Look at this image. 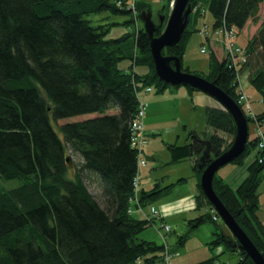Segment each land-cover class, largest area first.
Instances as JSON below:
<instances>
[{
	"label": "trees",
	"instance_id": "1",
	"mask_svg": "<svg viewBox=\"0 0 264 264\" xmlns=\"http://www.w3.org/2000/svg\"><path fill=\"white\" fill-rule=\"evenodd\" d=\"M262 2L190 0L191 8H196L187 25L192 22L193 29L186 25L180 40L162 53L178 57L187 71L182 66L186 39L199 31L195 25L204 12L213 18L212 29L225 25L235 30L237 38L248 20L258 21ZM135 8L136 14L108 0H0V178L20 180L11 188L0 185V264H166L165 257L172 253L166 244L171 230L165 229L166 222L159 227L162 244L138 237L159 213L153 215L151 205L149 214L136 218L131 204L142 210L168 194L175 183L139 188L142 149L131 145L130 129L140 88L153 86L163 92L171 85L155 72L143 28L135 34L136 53L126 56L118 46L124 37L107 39L103 25H91L84 17L110 9L138 18L149 6L141 0ZM160 28L157 24L154 35L160 34ZM242 49L244 61L235 67L211 52L205 75L238 103V73L246 72L260 95L262 107L256 112L246 110L245 102L238 103L248 123H254L256 134H248L244 150L231 161L234 165H242L257 148L259 129L264 136V19ZM185 87L190 93L199 91ZM205 114L212 132L201 137L191 130L189 142L166 143L170 162L195 157V209L208 204L212 212L189 222L197 227L213 221L211 248L223 244L238 251L243 264H254L237 250L236 239L220 229L217 214L200 187L198 163L204 149L200 139L210 140L213 158L231 144L225 135H234L233 120L224 108L206 107ZM72 154L80 162L70 173ZM263 156L264 149H257L237 186L215 174L213 189L264 254V223L258 214V186L264 179V158H258ZM88 172L98 178L100 201L85 181ZM184 238L179 237L180 245ZM214 257L198 264H209Z\"/></svg>",
	"mask_w": 264,
	"mask_h": 264
},
{
	"label": "rangeland",
	"instance_id": "2",
	"mask_svg": "<svg viewBox=\"0 0 264 264\" xmlns=\"http://www.w3.org/2000/svg\"><path fill=\"white\" fill-rule=\"evenodd\" d=\"M108 1L109 3H116V0ZM145 2L151 10L152 19L155 24L158 23L160 25L158 19L161 13L165 15L166 18L164 23L160 25L162 32L165 28L167 17L173 8L170 5L171 0H145ZM195 8L196 7L192 9V13L195 11ZM260 15L264 17V2L262 3ZM133 16L136 19H134ZM84 17L89 20L91 25H103L106 28L105 37L107 39L124 37V39L118 43L123 55L132 56L136 53L135 34L138 28H143L144 25L140 16L137 18L136 15H132L130 12H113L110 9H101L85 13ZM212 23L213 18L210 13L204 12V16L201 17L195 25V27L199 28V31H192L186 39L185 50L182 57V66L187 68V71L198 74L204 78H206L205 75L209 70L208 61L211 52H214L218 60L225 59L223 44L216 39L215 29L211 28ZM187 29H193L192 22L187 25ZM203 29H206L208 36L203 37L201 31ZM256 30L257 29L250 25L247 30L240 31L237 38H235V44L242 48L245 41L251 38ZM204 45L206 47V52H201L200 49ZM244 54L243 52V55ZM128 62L129 60L127 59L125 63ZM138 70L141 73L143 72L141 68H138ZM238 75H240L239 87L247 97L243 100L245 106L247 107L249 104V107L252 108L249 109L250 113H252L251 110L254 112L260 110L262 107L260 95L249 83L247 73L240 72ZM139 96L146 105L144 115L146 143L142 148V157L145 160V164L139 167V188L148 190L153 187L156 182L162 186L169 183H175V185L168 194L163 195L162 198L151 204L143 206L142 210H138L137 206L132 203V215L136 218L145 217L146 212L149 214L151 205L158 208L161 203L180 198V194L182 193L192 194V196H194L195 193L197 194L198 175L196 176L195 171L192 169L195 157L191 156L175 163L170 162V155L166 148V143H177L181 145L189 142L191 140L189 131L191 130H195L201 137L204 132H212L206 125L205 104L200 105V102L195 100V98H198V101H201L202 98L203 100L204 98L211 100L212 97L201 91H195L194 96L190 97L187 88L183 85L167 87L163 92H157L155 87L152 86V90L149 92H145L143 87L140 88ZM217 105L221 107L219 103H217ZM82 116L83 115H80L78 117ZM248 128L249 137L255 136V125L252 121H249ZM225 137L228 142H232L233 135H225ZM70 159L69 170L70 173H73L79 167L80 158L78 155L72 154ZM235 166L236 165L229 162L220 167L216 171V175L222 176L227 180V174ZM85 176V181L89 190L100 201L98 178L91 172H88ZM180 178L184 179L179 181ZM19 183V179L5 180L0 178V185L4 189L15 187ZM258 192V214L264 223V179L258 186ZM176 204L177 203L174 205ZM208 212L212 215L208 204L198 209H192L191 211H187L186 209L184 212L175 210L174 206L172 212L164 221L156 217L155 223L143 230L138 237L162 244L163 238L159 231H163V229L159 227H161L162 222H166L171 228V230L166 233V244L172 252L166 264H198L213 256H215V260L209 264H239L240 255L238 251H231L223 244L211 248L210 241L213 238V230H216L213 221L206 220L197 227H193V224L190 225L189 219H193L200 214ZM149 216L152 217V215ZM217 223L223 233L233 236L218 214ZM181 236L185 237L183 245L178 243L179 237Z\"/></svg>",
	"mask_w": 264,
	"mask_h": 264
},
{
	"label": "water",
	"instance_id": "3",
	"mask_svg": "<svg viewBox=\"0 0 264 264\" xmlns=\"http://www.w3.org/2000/svg\"><path fill=\"white\" fill-rule=\"evenodd\" d=\"M191 11L190 0H175L173 8L167 17L165 28L158 35H154L156 25L152 20L151 10H143L140 13L144 23L143 29L150 41V53L154 62L155 72L168 85H188L209 95L231 116L234 123L233 140L219 155L210 158L212 147L210 140L206 138L200 139L204 145L198 163V169L201 170L200 187L215 212L221 217L236 239V248L244 251L245 255L254 264H264V254L259 251L243 228L237 223L234 216L226 209L213 189V178L216 171L240 155L245 148L249 134L248 117L238 103L219 88L214 83V80L211 81L198 74L182 70L181 61L178 57L162 53L163 48L173 46L180 40ZM164 20L165 15L161 13L159 22L162 23ZM67 160H69V157Z\"/></svg>",
	"mask_w": 264,
	"mask_h": 264
},
{
	"label": "built area",
	"instance_id": "4",
	"mask_svg": "<svg viewBox=\"0 0 264 264\" xmlns=\"http://www.w3.org/2000/svg\"><path fill=\"white\" fill-rule=\"evenodd\" d=\"M141 0H126V4L123 0H116V4L119 7L125 6L127 9L131 10L134 14H136L135 7L137 5V2ZM145 1V0H142ZM175 0H171L170 5L173 7ZM203 33V37L208 36V33L205 29L201 30ZM215 37L222 42L223 48L225 50V60L227 61V65L229 67H235L237 66L238 62L244 61V55H243V49L240 46H237L235 44V37L236 32L233 28L226 27L225 25H222L219 28L215 29ZM201 52H206L205 45L200 49ZM239 80V79H238ZM151 91V87L147 86L145 87V92ZM238 93V103L243 101L246 97L243 90L238 87L237 89ZM140 98V97H138ZM246 110H249V104L247 107L245 106ZM145 109L146 105L145 103L139 99V104L137 107L136 112L134 113V116L132 118L131 122V145L133 147H137L139 150L142 149L143 145L146 143V135L144 131V115H145ZM258 135L261 136L259 142H258V148L264 149V136L261 129L258 130ZM264 156L259 158V161L263 160ZM139 163L141 165L145 164V160L140 157ZM135 185H137V181L135 180ZM151 212L153 215H157L159 212L155 209L154 206L151 207ZM165 229H169V225H165ZM171 255V254H170ZM170 255L165 257V261L167 263ZM159 264V263H157ZM242 264V263H240Z\"/></svg>",
	"mask_w": 264,
	"mask_h": 264
},
{
	"label": "crops",
	"instance_id": "5",
	"mask_svg": "<svg viewBox=\"0 0 264 264\" xmlns=\"http://www.w3.org/2000/svg\"><path fill=\"white\" fill-rule=\"evenodd\" d=\"M264 2V0H263ZM262 2V3H263ZM262 3L260 5V9H259V12H258V16H259V19L257 22H252L251 20H248L247 23L245 24V26L241 29V31H244V30H247L248 27L251 25L252 27H254L255 29L258 28V26L260 25V23L262 22V20L264 19V17H261L260 15V10H261V7H262ZM188 95L190 97H193L194 96V92H189L188 91ZM198 98H195V100L197 102H200V105H204L205 104V107H218L217 105V101L214 100L213 98L208 99V98H202L201 101H198L197 100ZM146 102V101H145ZM151 131V130H149ZM253 159V154H249L247 156V158L245 159V162L242 164V165H236L226 176L227 181L228 183H230L232 186H237L241 181L242 179L246 176V166L250 163V161ZM222 177V176H221ZM224 178V177H222ZM188 193H182L180 194V198L176 199V200H173V201H170V202H165V203H161L160 206L158 207V210H159V218H161L163 221L166 219L167 216H169V214L172 212V208L175 206V210H178V211H191L192 209H195L196 208V199H195V195L196 193L194 194V196H192V194H188ZM175 203H177L176 205H174ZM174 205V206H172Z\"/></svg>",
	"mask_w": 264,
	"mask_h": 264
},
{
	"label": "flooded vegetation",
	"instance_id": "6",
	"mask_svg": "<svg viewBox=\"0 0 264 264\" xmlns=\"http://www.w3.org/2000/svg\"><path fill=\"white\" fill-rule=\"evenodd\" d=\"M162 23H164V22H162ZM156 24H158V23H156Z\"/></svg>",
	"mask_w": 264,
	"mask_h": 264
}]
</instances>
